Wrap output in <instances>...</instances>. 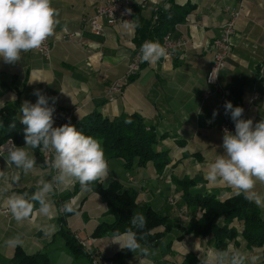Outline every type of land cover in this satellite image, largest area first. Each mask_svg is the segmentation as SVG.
Here are the masks:
<instances>
[{
	"label": "crops",
	"instance_id": "1",
	"mask_svg": "<svg viewBox=\"0 0 264 264\" xmlns=\"http://www.w3.org/2000/svg\"><path fill=\"white\" fill-rule=\"evenodd\" d=\"M101 1L51 0L52 6L59 10L60 23L49 37L50 56L45 59L33 50L22 54L21 62L14 65L0 59V110L11 105L20 119V104L25 100L35 103L37 97L33 92L40 89L56 98L55 113L72 111L74 122L94 112L102 117L140 114L145 125L156 133L154 150L167 151L170 161L159 171L152 161L142 167L133 164L126 168L122 159L106 158L110 173L100 184L106 187L117 183L120 191H134L139 208L149 205L155 212L166 215L174 226L169 230L163 225L155 229L160 236L143 245L149 248V256L137 254L136 257L124 250L125 255L115 260V264H181L190 254L200 264L201 258L212 264L219 251L215 250L211 239L183 232L189 221L201 212L183 202L181 181L193 182L191 192L213 194L220 200L236 194L227 185L208 184L204 173L208 163L223 153L220 124L224 116L231 121L230 116L222 113H225V101L242 107L243 118L252 119L253 126L264 119V0L246 3L236 23L232 50L219 75L222 91L212 93L206 100L201 93L206 88L205 75L212 58L209 43L218 35L225 18L223 6L232 5L236 0H131L145 18H149L156 7L191 6L184 20L167 32L186 43L155 65L144 62L114 101L106 100L105 86L125 72L140 47L135 43V29L125 32L122 23L105 25L99 33L82 23V18L93 16ZM234 80L243 83L239 97L231 89ZM253 91L259 92L258 100L250 99ZM214 110H218V115L212 120ZM234 130L233 123L231 131ZM34 154L37 165L26 176L14 167L7 169L8 178L19 173L21 179L18 183L9 180L8 193H0V259H10L15 249L20 248L25 254L47 250L49 264H91L85 255L74 256L67 249L60 235L61 230L67 229L78 240L91 239L94 258L111 261L120 251L118 245L111 243L112 235L93 237L92 232L99 223L111 222L113 216L107 213V205L97 192L81 191L78 182L59 188L51 197L52 218L34 214L18 223L10 213L4 212L7 195L35 192L41 181L50 180L41 152ZM5 167L0 158V169ZM5 183L0 180V186ZM256 191L264 194V184L257 181ZM65 203H73L77 213H65ZM259 209L264 219V209ZM47 224L56 225L57 230L45 235L40 228ZM231 225L237 228L238 235L222 252L239 250L257 256V264H264L262 249L250 248L242 239V224L233 220ZM16 235L21 236L23 245L7 246L5 241Z\"/></svg>",
	"mask_w": 264,
	"mask_h": 264
},
{
	"label": "clouds",
	"instance_id": "2",
	"mask_svg": "<svg viewBox=\"0 0 264 264\" xmlns=\"http://www.w3.org/2000/svg\"><path fill=\"white\" fill-rule=\"evenodd\" d=\"M126 12L130 14L131 9H126ZM58 17L59 10L52 6L51 0H0V59L14 65L21 62L22 54L41 48L54 35L60 23ZM121 27L127 32L139 27V24L123 20ZM139 51L142 62L152 65L169 55L158 41H145ZM217 76L214 68L209 75V82H213ZM33 95L37 97L35 103L25 100L18 108L20 124L23 126V146L16 145L11 138L0 145V158H3L6 166L0 169V180L6 181L0 186V193H8L9 180L18 183L21 179L19 173L8 178L7 169L14 167L22 170L25 176L35 170L37 160L32 150L39 149L41 153L52 154V158L44 163L55 174L50 180L41 181L31 194L7 195L5 205L18 223L30 219L34 214L52 218L54 202L51 197L59 188H67L73 182H78L81 191H91L94 184H103L110 173L101 142L77 130L70 121L54 126L56 98L47 96L40 89L34 90ZM223 107L225 115L230 116L234 123L235 130L223 129V153L208 163L204 180L210 185H227L236 195H243L246 201L264 209V194L256 191L257 181L264 184V119L253 126L252 119L243 118L242 107H234L230 101H225ZM217 115L218 110H214L212 120ZM15 127V121L8 125L10 130ZM63 211L77 213V208L73 203H65ZM146 223L143 214L133 213L131 227L124 232H114L111 243L118 245L122 251H131L136 257L137 254L149 256V248L140 243ZM40 230L50 235L57 229L56 225L47 224L41 225ZM5 244L22 246L23 239L16 235L6 240ZM257 260L255 255L249 256L235 250L231 253L217 252L212 264H257ZM201 264H206L202 258Z\"/></svg>",
	"mask_w": 264,
	"mask_h": 264
},
{
	"label": "trees",
	"instance_id": "3",
	"mask_svg": "<svg viewBox=\"0 0 264 264\" xmlns=\"http://www.w3.org/2000/svg\"><path fill=\"white\" fill-rule=\"evenodd\" d=\"M191 6H171L168 9L156 7L149 18L140 15L139 8L133 6L131 22H138L139 27L135 28V43L140 47L144 41H158L160 44L163 37L176 23L184 20ZM141 62L139 69L143 66ZM135 75L131 76L129 81ZM243 83L234 80L231 89L236 96L241 94ZM0 145L6 140H11L18 146L24 144L23 126L20 119L16 116L13 106L6 105L0 110ZM15 121L16 127L10 130L8 125ZM77 130L85 135L93 136L98 139L105 152L106 158H120L126 168L133 164L145 166L148 161H152L157 170H161L169 161L167 151H155L154 144L157 136L152 127H147L143 118L138 113L119 114L113 117H102L94 112L77 122L72 121ZM39 153V149L33 150ZM193 186L191 180H182L181 198L183 202L201 210L198 219L192 218L183 229L184 233H192L202 237H209L216 251L222 252L227 245L233 241L237 235V228L231 225L233 220H238L242 224L241 237L250 248H261L264 259V219L260 214V209L253 203H249L243 195H232L223 200L216 198L213 194H200L189 191ZM92 190L97 192L102 201L107 205V213L113 216L111 222H101L93 230V237H101L106 234H113L116 231L124 232L131 227L130 218L133 213H141L146 218V227L143 230L142 245H148L155 241L161 233L155 229L161 225L169 230L174 225L166 215L155 212L149 205L139 208L136 203V193L132 190L120 191L117 183H110L103 187L100 183L92 186ZM32 191H29L31 194ZM67 249L74 256L85 255L92 260L94 250L90 247L85 249L78 238L70 231L61 230ZM125 255V251H118L112 259L115 260ZM0 264H49L48 251L25 254L22 249L16 248L13 256L5 261L0 259ZM181 264H200L193 255H187Z\"/></svg>",
	"mask_w": 264,
	"mask_h": 264
},
{
	"label": "built area",
	"instance_id": "4",
	"mask_svg": "<svg viewBox=\"0 0 264 264\" xmlns=\"http://www.w3.org/2000/svg\"><path fill=\"white\" fill-rule=\"evenodd\" d=\"M249 0H236L234 4H226L222 8V12L225 16L223 22L220 25L219 33L214 37L209 43V50L212 54L211 62L209 68L205 75V85L206 88L202 91L201 97L203 100L208 99L212 93L222 91L219 82V75L225 67L226 57L230 54L233 46V37L236 32V23L239 17L242 15L246 3ZM126 9H131V13H127ZM133 12V4L131 0H102L101 3L97 6L95 13L91 17L82 18V23L88 26L91 31L94 33H99L102 31L105 25H114L118 23H123V20L131 21ZM103 21V22H102ZM73 35V33H68ZM186 41L182 39H174L169 34H166L163 37L161 45H163L170 55L175 50L181 49L185 45ZM52 49V43L48 38L41 48L36 49L35 51L47 59L50 56ZM140 48L134 53L132 59L129 61L125 72L118 77L117 79L107 82L104 94L107 101H114L117 97L121 96L124 90L125 85L128 83L131 76L136 75L139 71V65L142 62L140 57ZM216 68L218 76L213 82H209V75L212 70ZM260 97L258 91H253L250 99L252 101L258 100ZM223 115L225 114L222 112ZM73 112L69 111L67 113H55L54 114V125H63L65 123H72ZM227 128L229 131L233 129V123L224 116L220 124V130L223 133V129ZM9 140V139H8ZM6 140L5 143L8 141ZM3 143V144H5ZM2 144V145H3ZM42 161L49 160L52 158L51 153H41ZM45 164V163H44ZM48 168V166L45 164ZM49 169V168H48ZM50 176L55 173L49 169ZM4 212L10 213L7 209H4ZM81 245L85 249H89L91 246V239L79 240ZM91 264H111L108 260H100L97 258H92ZM206 264H209L206 262Z\"/></svg>",
	"mask_w": 264,
	"mask_h": 264
},
{
	"label": "rangeland",
	"instance_id": "5",
	"mask_svg": "<svg viewBox=\"0 0 264 264\" xmlns=\"http://www.w3.org/2000/svg\"><path fill=\"white\" fill-rule=\"evenodd\" d=\"M200 212H201V210H200ZM202 213V212H201ZM201 213H200V215H201ZM200 215L196 218V219H198L199 217H200ZM105 222H107V221H105ZM108 223V222H107Z\"/></svg>",
	"mask_w": 264,
	"mask_h": 264
}]
</instances>
